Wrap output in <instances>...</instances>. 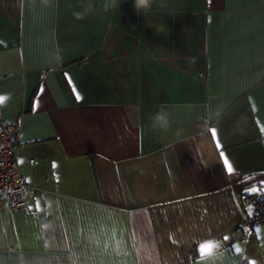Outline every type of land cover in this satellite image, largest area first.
<instances>
[{
	"label": "crops",
	"instance_id": "crops-1",
	"mask_svg": "<svg viewBox=\"0 0 264 264\" xmlns=\"http://www.w3.org/2000/svg\"><path fill=\"white\" fill-rule=\"evenodd\" d=\"M0 96V264H264V0H0Z\"/></svg>",
	"mask_w": 264,
	"mask_h": 264
},
{
	"label": "built area",
	"instance_id": "built-area-1",
	"mask_svg": "<svg viewBox=\"0 0 264 264\" xmlns=\"http://www.w3.org/2000/svg\"><path fill=\"white\" fill-rule=\"evenodd\" d=\"M17 132L15 125L2 120L0 113V194L6 197L10 210L25 207L33 196L16 164ZM241 228L245 233L264 223V193L258 196L243 194L239 199Z\"/></svg>",
	"mask_w": 264,
	"mask_h": 264
},
{
	"label": "snow or ice",
	"instance_id": "snow-or-ice-1",
	"mask_svg": "<svg viewBox=\"0 0 264 264\" xmlns=\"http://www.w3.org/2000/svg\"><path fill=\"white\" fill-rule=\"evenodd\" d=\"M76 98H77V99H80V96L77 95ZM4 99H5L4 97L0 96V103H3ZM210 132H211V135H212L213 137L216 136V130H215V129H211ZM221 155H223V153H221ZM224 164L227 166V172H228V173H231V172L233 171V168H232L231 164H229V162H228L227 159L224 160ZM253 191H255V189H253ZM224 239H225V240H228L229 238H228V237H225ZM236 250H237V251H240L239 248H237Z\"/></svg>",
	"mask_w": 264,
	"mask_h": 264
},
{
	"label": "clouds",
	"instance_id": "clouds-1",
	"mask_svg": "<svg viewBox=\"0 0 264 264\" xmlns=\"http://www.w3.org/2000/svg\"><path fill=\"white\" fill-rule=\"evenodd\" d=\"M147 3V0H137L138 6H143Z\"/></svg>",
	"mask_w": 264,
	"mask_h": 264
}]
</instances>
